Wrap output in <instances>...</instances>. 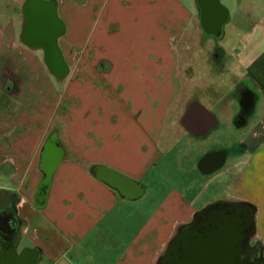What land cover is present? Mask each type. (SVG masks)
<instances>
[{"label": "crops", "instance_id": "obj_1", "mask_svg": "<svg viewBox=\"0 0 264 264\" xmlns=\"http://www.w3.org/2000/svg\"><path fill=\"white\" fill-rule=\"evenodd\" d=\"M27 1L0 0V67L6 61L0 73L6 104L0 110V178L8 182L0 194L18 196L19 250L32 264H158L192 218L177 188L150 215L144 199L154 188L152 173L164 157L162 136L182 93L176 43L187 34H209L200 0H43L55 3L64 26L60 38L68 39L67 47L60 45L63 78L48 69L41 48L21 39ZM223 7L227 18L219 34L227 66L210 72L214 94L194 103L227 118L236 109L229 98L235 82L253 96L247 126L258 118L261 141L249 142L232 191L246 192L259 206L253 238L264 248V17L244 31L231 25L224 34L232 17ZM83 23L88 35L79 46ZM122 35L137 43L124 57ZM62 101L68 109L57 114ZM54 105L43 122L45 108ZM179 129H172V138ZM48 164L53 171L43 184ZM111 177L126 179L127 189L114 187Z\"/></svg>", "mask_w": 264, "mask_h": 264}, {"label": "flooded vegetation", "instance_id": "obj_2", "mask_svg": "<svg viewBox=\"0 0 264 264\" xmlns=\"http://www.w3.org/2000/svg\"><path fill=\"white\" fill-rule=\"evenodd\" d=\"M211 4V0L200 4L202 15ZM223 37V34H200V43L204 45L206 42V49L201 47L200 51L192 53L195 62L188 64L186 70H195L199 65L210 71L224 70L227 65L221 62L224 56L220 46ZM229 98L234 101L236 109L227 113V118H223L222 113L213 112L214 116L195 111L189 116L188 122L186 113L197 100L185 103L179 118L180 132L174 140L187 139L194 142L193 152L199 154L197 171L207 179L193 186L191 191H197V194L191 199L187 191L179 190L181 203L192 218L180 226L168 250L179 243V258L198 260L200 256L202 259L206 256L213 260L216 255L210 243L207 245L210 246V253L203 255L198 252L201 236L216 232L220 234L219 243L224 247L221 252L223 264L232 258L229 254L231 244L239 245V264H264V248L260 241L253 238L255 214L259 206L246 192L232 191L238 185L249 142L261 141L258 118L254 119L256 122L253 127L247 126L255 108L253 96L241 82L233 84ZM18 202L16 194H0V264H32V257L26 251L19 250L22 225L18 215ZM252 242H255L254 245H251Z\"/></svg>", "mask_w": 264, "mask_h": 264}, {"label": "rangeland", "instance_id": "obj_3", "mask_svg": "<svg viewBox=\"0 0 264 264\" xmlns=\"http://www.w3.org/2000/svg\"><path fill=\"white\" fill-rule=\"evenodd\" d=\"M221 4L225 6L228 11L231 13L232 22L230 25H226L224 27V34L229 33L232 26H240V28L244 31L247 27L254 25L255 23L259 24L262 17H264V0H241L238 2L237 0H220ZM81 8V7H80ZM61 19V18H60ZM93 19V17L91 18ZM238 20V23H237ZM17 26L23 24L22 17L16 20ZM90 25V24H89ZM87 28V23L82 24V31L79 34V46H82L86 40L88 34L84 33V27ZM89 27V26H88ZM65 37V34L64 36ZM60 38L58 40L59 47L60 45L65 48L68 46L67 38ZM127 35H122L121 45H122V55L124 57L125 54H129V51H132V46H136L135 40L126 39ZM198 37L195 34H187L184 39L178 41L176 46L178 47V51L180 54V74L181 77L184 78L182 93L177 102L172 106L170 111V118L168 121L167 129L162 136V152L164 153V157L157 161L156 169L153 171L152 176L155 180H153L154 188L150 190V193L144 199V207L147 206L148 215H150L153 211H155L160 203V200L167 194L168 190L171 188H177L180 191H187V195L193 198L197 191H191L193 186L202 181H206L207 178L201 176V174L197 171V159L199 158V154L195 151L194 142H188L187 139L183 140H174L172 138L173 131L172 129L175 127H179V118L182 115L185 107V102L193 101L195 99L202 100L205 97V94H214L216 91L214 87H211L212 77L210 75V70H206L202 67V65L197 67L195 70H186L189 66L188 64L194 63V54L197 51L201 50V47L205 48V44L200 43ZM203 45V46H202ZM140 48V46L138 47ZM61 49V47H60ZM68 49V48H67ZM135 49V48H134ZM189 49V50H186ZM62 51V50H61ZM156 55V54H155ZM140 56V55H139ZM5 62H1L0 73L4 74ZM9 72H6V76ZM142 74V72H138ZM187 77H193L192 80H185V75ZM226 75V73H225ZM9 76V75H8ZM172 76V75H171ZM0 75V80H1ZM13 79V76H10ZM51 80L54 85L60 86V80L55 79L51 76ZM171 80V78H170ZM1 84V81H0ZM174 84V83H173ZM12 86V84H11ZM13 89L16 87L13 85ZM176 87L172 85V90ZM202 91V92H200ZM204 92V93H203ZM64 95H66L64 93ZM4 98H0V110L6 109V104ZM56 105L53 106V109L47 107L45 108V112L48 111L44 117L43 122H45L46 117H51L52 112ZM68 109V104L62 101L60 106L56 109L57 114H66ZM50 114V115H49ZM44 124V123H43ZM216 175V174H215ZM151 176V180H152ZM203 177V178H202ZM151 182V181H150ZM149 182V185H150ZM144 183H148V181H144ZM7 186L8 182L6 178H0V186ZM158 189H161L159 192ZM142 220L139 221V223ZM27 242L26 237L24 238L23 244Z\"/></svg>", "mask_w": 264, "mask_h": 264}, {"label": "water", "instance_id": "obj_4", "mask_svg": "<svg viewBox=\"0 0 264 264\" xmlns=\"http://www.w3.org/2000/svg\"><path fill=\"white\" fill-rule=\"evenodd\" d=\"M205 1L206 0H200V4ZM211 1L212 4L210 8L207 6V11L204 10L206 13L203 12V28L209 34H219L226 21L227 10L221 5L219 0ZM23 12L26 25L22 32V41L31 47L41 48L44 52V63L48 69L57 78H63L67 74V67L62 51L58 45V39L63 35L64 26L57 16L55 3L52 1L29 0L24 5ZM195 111H201L205 114L209 113L200 103H193L190 105L186 113V121H188L189 116ZM188 122H190V120ZM188 122H184V124H187ZM47 166L46 177L43 184L50 181L53 171V164H48ZM110 181L112 185L118 189H127L125 185L128 181L126 179L118 180L117 177H111ZM219 239L220 234L216 232H212L211 234L204 233L201 236V246L198 254L200 253L204 255L205 253L206 255V253H210L208 250L210 249V246H213L215 251L214 254L216 255L213 260L209 258L207 259L206 256H204L203 259L200 256L198 260L195 258H179V243H176L166 252L159 264H223L224 261H222L221 252L224 247L219 243ZM209 243L210 246L207 247ZM238 248L239 245L235 246L234 244H231V246H229V254H231L230 257L232 258L225 264H239L237 261L239 253Z\"/></svg>", "mask_w": 264, "mask_h": 264}, {"label": "trees", "instance_id": "obj_5", "mask_svg": "<svg viewBox=\"0 0 264 264\" xmlns=\"http://www.w3.org/2000/svg\"><path fill=\"white\" fill-rule=\"evenodd\" d=\"M160 261H161V260H160ZM159 263H160V262H159ZM159 263H158V264H159Z\"/></svg>", "mask_w": 264, "mask_h": 264}]
</instances>
